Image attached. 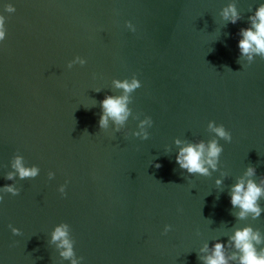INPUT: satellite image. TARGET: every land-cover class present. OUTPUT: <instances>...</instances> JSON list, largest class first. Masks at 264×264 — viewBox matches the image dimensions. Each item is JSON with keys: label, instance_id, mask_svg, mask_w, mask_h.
<instances>
[{"label": "water", "instance_id": "water-1", "mask_svg": "<svg viewBox=\"0 0 264 264\" xmlns=\"http://www.w3.org/2000/svg\"><path fill=\"white\" fill-rule=\"evenodd\" d=\"M5 3L16 11L4 13ZM229 4L241 17L235 25L220 15ZM260 4L0 0L7 30L0 44V186L20 189L0 203V264H71L49 243L61 223L83 264H201L200 249L226 242L237 228L264 237V212L238 220L229 203L248 167L264 180V59L238 63L236 46ZM77 56L86 64L68 69ZM133 75L141 87L129 97L126 125L99 129L100 101L121 95L113 81ZM146 117L153 126L142 141L131 133ZM209 121L232 141H220L218 171L187 176L175 164L174 141L214 139ZM16 155L39 167L35 179H4ZM65 181L62 197L57 189ZM259 204L264 209V198ZM165 225L171 231L162 234Z\"/></svg>", "mask_w": 264, "mask_h": 264}, {"label": "clouds", "instance_id": "clouds-1", "mask_svg": "<svg viewBox=\"0 0 264 264\" xmlns=\"http://www.w3.org/2000/svg\"><path fill=\"white\" fill-rule=\"evenodd\" d=\"M16 11L11 3L3 4V12L12 14ZM222 19L227 24L235 25L240 21L241 17L234 4H229L224 7L220 13ZM247 27L241 28L238 32L237 48L239 52L238 63L241 60L245 64L251 65L256 57L264 59V4L257 6L252 14L247 17ZM131 27L130 24L127 25ZM133 32L136 30L133 28ZM6 17L0 14V44L6 39ZM84 66L86 60L77 56L73 58L68 64L67 68L71 69L74 65ZM113 85L116 89L121 91V95H106L100 101V115L98 120V127L101 130H106L111 121L114 130L119 132L123 128L131 111L128 107L130 102V95L141 87L140 80L133 75L130 79L114 80ZM99 91V89H97ZM153 121L151 117H146L139 121L135 131L131 133L134 138L139 140L149 139V129L152 128ZM208 128L214 135V139L207 142L201 140L198 142H185L176 139L174 144L178 151L175 154V164L179 169L186 173L187 176H210L212 172L218 171L220 163V156L223 152V147L220 141L225 143L232 141L231 133L225 129L222 124H216L215 121L208 122ZM155 168L159 169L161 165L156 163ZM12 171L9 172L4 179L12 181L19 180H33L39 173L40 169L36 165L28 166L22 156L16 155L11 163ZM256 171L254 167H248L243 177H240L230 189L229 203L233 209H238L235 213V218L243 220L249 215L252 219L260 217L264 209L260 207L259 201L264 198V180L259 183L253 179ZM55 174L48 172V180H52ZM219 187L222 184L221 179L215 181ZM65 184L60 185L57 191L63 197L66 195ZM20 189L14 185L5 184L0 186V203L4 201L3 194H10L11 196H18ZM13 236L21 235L18 228L8 226ZM171 231L170 225H165L162 234H167ZM50 244H54L59 251L60 257L64 260H69L71 264H83V257H75L73 251V244L69 238V225L61 223L56 226L50 235ZM264 243V237L260 232L251 227L237 228L233 234L228 237V240L214 242L209 248L207 244L200 249L198 258L201 264H264V248L257 250V246ZM231 247L234 249L231 255H226L225 249Z\"/></svg>", "mask_w": 264, "mask_h": 264}]
</instances>
